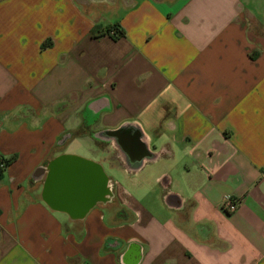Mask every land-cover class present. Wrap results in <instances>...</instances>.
I'll return each mask as SVG.
<instances>
[{
    "label": "crops",
    "instance_id": "crops-1",
    "mask_svg": "<svg viewBox=\"0 0 264 264\" xmlns=\"http://www.w3.org/2000/svg\"><path fill=\"white\" fill-rule=\"evenodd\" d=\"M74 141L113 194L77 220ZM0 156V264H264V0H0Z\"/></svg>",
    "mask_w": 264,
    "mask_h": 264
},
{
    "label": "water",
    "instance_id": "water-1",
    "mask_svg": "<svg viewBox=\"0 0 264 264\" xmlns=\"http://www.w3.org/2000/svg\"><path fill=\"white\" fill-rule=\"evenodd\" d=\"M41 173L42 200L72 220L83 219L97 203H106L113 195L101 163L89 158L63 153L48 161Z\"/></svg>",
    "mask_w": 264,
    "mask_h": 264
},
{
    "label": "trees",
    "instance_id": "trees-1",
    "mask_svg": "<svg viewBox=\"0 0 264 264\" xmlns=\"http://www.w3.org/2000/svg\"><path fill=\"white\" fill-rule=\"evenodd\" d=\"M105 34H110L113 38L117 39L123 36L124 32L122 29L117 28L116 25H108L105 28L95 27L91 32V36L93 38H99L101 36H104ZM44 45L45 43H43V47ZM14 160V157L5 158L0 156V179L3 178V174L7 166H9Z\"/></svg>",
    "mask_w": 264,
    "mask_h": 264
},
{
    "label": "rangeland",
    "instance_id": "rangeland-1",
    "mask_svg": "<svg viewBox=\"0 0 264 264\" xmlns=\"http://www.w3.org/2000/svg\"><path fill=\"white\" fill-rule=\"evenodd\" d=\"M87 144H88V142H82L81 141L78 144L77 141H74L69 149L75 150V152H77L78 155L83 156L81 154H88V153L92 152V149H90Z\"/></svg>",
    "mask_w": 264,
    "mask_h": 264
},
{
    "label": "built area",
    "instance_id": "built-area-1",
    "mask_svg": "<svg viewBox=\"0 0 264 264\" xmlns=\"http://www.w3.org/2000/svg\"><path fill=\"white\" fill-rule=\"evenodd\" d=\"M237 207V200L231 196H226L221 204V208L226 212H232Z\"/></svg>",
    "mask_w": 264,
    "mask_h": 264
}]
</instances>
